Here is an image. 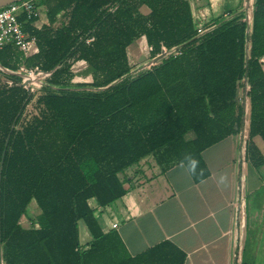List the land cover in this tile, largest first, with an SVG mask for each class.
<instances>
[{"label":"trees","instance_id":"1","mask_svg":"<svg viewBox=\"0 0 264 264\" xmlns=\"http://www.w3.org/2000/svg\"><path fill=\"white\" fill-rule=\"evenodd\" d=\"M242 1L209 21L189 0L44 1L45 24H24L35 49L0 51V264H184L168 241L130 258L97 209L125 196L120 174L148 157L165 172L191 155L200 183L202 154L245 126V161L264 167L253 143L264 144V0ZM139 42L151 64L136 70Z\"/></svg>","mask_w":264,"mask_h":264},{"label":"crops","instance_id":"2","mask_svg":"<svg viewBox=\"0 0 264 264\" xmlns=\"http://www.w3.org/2000/svg\"><path fill=\"white\" fill-rule=\"evenodd\" d=\"M43 24L41 15L34 28ZM247 140L245 126L206 150L209 176L198 184L182 165L162 172L152 157L127 169L125 196L97 209L102 231L115 232L130 258L168 241L184 264H264V167L245 161ZM253 143L264 158L263 142ZM78 236L81 249L92 242L88 231L80 240L79 226Z\"/></svg>","mask_w":264,"mask_h":264},{"label":"built area","instance_id":"3","mask_svg":"<svg viewBox=\"0 0 264 264\" xmlns=\"http://www.w3.org/2000/svg\"><path fill=\"white\" fill-rule=\"evenodd\" d=\"M40 12L35 4V0H23L18 3L0 8V51L7 46L15 47L23 54H29L35 49L36 39L24 30V24L40 19ZM201 33V29L198 30ZM166 55L159 58H165ZM148 66L151 62L147 63ZM29 87L37 88L43 82V78L32 72H22L18 74ZM244 93L237 91L236 103H243ZM114 225L113 227H115Z\"/></svg>","mask_w":264,"mask_h":264},{"label":"rangeland","instance_id":"4","mask_svg":"<svg viewBox=\"0 0 264 264\" xmlns=\"http://www.w3.org/2000/svg\"><path fill=\"white\" fill-rule=\"evenodd\" d=\"M45 0H35V4L40 12L43 15L45 11L44 6ZM191 9L196 19L209 21L212 18H218L223 16V14L231 13L236 14L243 11L244 5L242 0H189ZM253 0H248V5L252 3ZM245 9V8H244ZM41 17V16H40ZM129 59L131 67L133 69H138L140 67H147L148 54L147 49L144 43H137L132 46L129 51ZM151 62V61H150ZM153 159V158H152ZM148 159L152 165H155L154 159ZM121 175V174H120ZM34 205L28 210V214H31ZM80 228V240H83L84 233H87L86 227L82 222L78 224ZM248 239V238H247ZM247 255V254H246Z\"/></svg>","mask_w":264,"mask_h":264},{"label":"clouds","instance_id":"5","mask_svg":"<svg viewBox=\"0 0 264 264\" xmlns=\"http://www.w3.org/2000/svg\"><path fill=\"white\" fill-rule=\"evenodd\" d=\"M185 159L188 162V169L187 170L189 171V173L194 174L196 171V168L198 167V161L195 160L191 155L186 156ZM223 179L224 178L221 177V181H223Z\"/></svg>","mask_w":264,"mask_h":264},{"label":"water","instance_id":"6","mask_svg":"<svg viewBox=\"0 0 264 264\" xmlns=\"http://www.w3.org/2000/svg\"><path fill=\"white\" fill-rule=\"evenodd\" d=\"M21 1H23V0H0V8L6 7V6H9L11 4L21 2ZM159 58H161V57H159ZM159 58L157 60H159ZM155 61L156 60H154L153 63ZM236 98H237V92H236ZM236 98H235V101H236Z\"/></svg>","mask_w":264,"mask_h":264}]
</instances>
